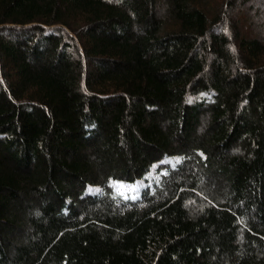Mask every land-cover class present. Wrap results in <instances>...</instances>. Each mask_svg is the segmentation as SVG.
Instances as JSON below:
<instances>
[{
    "label": "trees",
    "instance_id": "trees-1",
    "mask_svg": "<svg viewBox=\"0 0 264 264\" xmlns=\"http://www.w3.org/2000/svg\"><path fill=\"white\" fill-rule=\"evenodd\" d=\"M237 1L0 0V264H264V0Z\"/></svg>",
    "mask_w": 264,
    "mask_h": 264
},
{
    "label": "rangeland",
    "instance_id": "rangeland-1",
    "mask_svg": "<svg viewBox=\"0 0 264 264\" xmlns=\"http://www.w3.org/2000/svg\"><path fill=\"white\" fill-rule=\"evenodd\" d=\"M240 1V0H239ZM252 1V0H251ZM232 2H233V4H234V6H233V8H231V9H228V14H229V16L232 18V19H234V18H240V21L241 20H243L244 18H245V16H244V14L243 13H245V12H243V9H241V8H239V3H238V1L237 0H232ZM158 4V3H157ZM246 5V7H252L251 6V3L249 2V0H248V2L245 4ZM156 8H158V6L156 5ZM264 13V12H263ZM253 15V11H251L250 12V15ZM249 20V22H251V23H256V20H255V18L254 19H252L251 17L248 19Z\"/></svg>",
    "mask_w": 264,
    "mask_h": 264
}]
</instances>
